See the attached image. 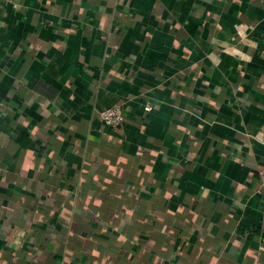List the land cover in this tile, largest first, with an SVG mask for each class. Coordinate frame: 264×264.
<instances>
[{
	"label": "crops",
	"instance_id": "crops-1",
	"mask_svg": "<svg viewBox=\"0 0 264 264\" xmlns=\"http://www.w3.org/2000/svg\"><path fill=\"white\" fill-rule=\"evenodd\" d=\"M263 162L264 0H0V264H264Z\"/></svg>",
	"mask_w": 264,
	"mask_h": 264
},
{
	"label": "built area",
	"instance_id": "built-area-1",
	"mask_svg": "<svg viewBox=\"0 0 264 264\" xmlns=\"http://www.w3.org/2000/svg\"><path fill=\"white\" fill-rule=\"evenodd\" d=\"M150 107L148 105L144 106V110L148 111ZM95 116L98 120L106 125L113 127L119 126L125 119V114L121 106L111 105L104 108L96 110ZM257 185L259 187H264V162L257 168L256 172Z\"/></svg>",
	"mask_w": 264,
	"mask_h": 264
}]
</instances>
